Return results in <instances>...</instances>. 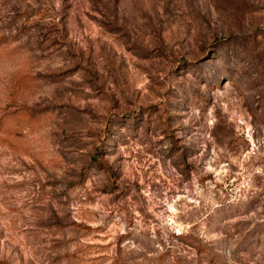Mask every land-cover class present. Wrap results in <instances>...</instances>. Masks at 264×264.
Here are the masks:
<instances>
[{"label":"rangeland","instance_id":"obj_1","mask_svg":"<svg viewBox=\"0 0 264 264\" xmlns=\"http://www.w3.org/2000/svg\"><path fill=\"white\" fill-rule=\"evenodd\" d=\"M0 264H264V0H0Z\"/></svg>","mask_w":264,"mask_h":264},{"label":"trees","instance_id":"obj_2","mask_svg":"<svg viewBox=\"0 0 264 264\" xmlns=\"http://www.w3.org/2000/svg\"><path fill=\"white\" fill-rule=\"evenodd\" d=\"M115 264H124L123 262H116Z\"/></svg>","mask_w":264,"mask_h":264},{"label":"clouds","instance_id":"obj_3","mask_svg":"<svg viewBox=\"0 0 264 264\" xmlns=\"http://www.w3.org/2000/svg\"><path fill=\"white\" fill-rule=\"evenodd\" d=\"M0 67H2V65H0Z\"/></svg>","mask_w":264,"mask_h":264}]
</instances>
